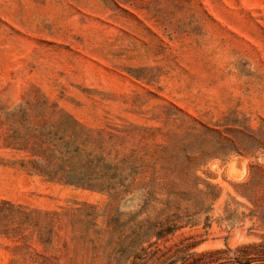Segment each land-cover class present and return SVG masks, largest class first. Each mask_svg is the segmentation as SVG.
Wrapping results in <instances>:
<instances>
[{
	"label": "rangeland",
	"instance_id": "1",
	"mask_svg": "<svg viewBox=\"0 0 264 264\" xmlns=\"http://www.w3.org/2000/svg\"><path fill=\"white\" fill-rule=\"evenodd\" d=\"M45 100L85 127L94 155L104 139L113 154L166 147L173 163L217 146L207 126L264 129V0H0V264H125L149 176L114 198L23 171L8 144L19 109ZM226 152L198 174L221 188L214 217L227 202L240 221L152 234L141 264H264V156Z\"/></svg>",
	"mask_w": 264,
	"mask_h": 264
},
{
	"label": "trees",
	"instance_id": "2",
	"mask_svg": "<svg viewBox=\"0 0 264 264\" xmlns=\"http://www.w3.org/2000/svg\"><path fill=\"white\" fill-rule=\"evenodd\" d=\"M55 107L57 105L54 104L49 107L45 100L40 107L32 110L29 107L20 108V126L14 130L8 146L23 153L19 165L28 174L75 188L105 191L114 198L130 192L140 176H149L141 186L148 188L141 202L142 207L132 216L129 226L130 243L124 252L125 264H141V260L150 254L155 242L143 243L152 234L162 238L188 225L202 224L210 228L216 219L221 226L231 229L240 221L238 209L227 202L219 216L214 217L221 188L203 179L198 174V168L204 155L205 158L214 157L228 150L255 158L259 154L264 156L262 127L253 129L244 120L237 119L218 123V128L207 126L208 133H218L217 146L206 154H202L199 148L186 150L182 159L178 156L172 163V156L166 155V147L159 155L149 152L140 155L136 150L122 153L119 148L113 154L114 146L105 152L104 139L98 146L100 152L94 155V151L86 149L94 142L91 134L85 132V127L72 115ZM166 117L168 122L184 123L177 112H168ZM262 121L264 123V119ZM156 164H160L159 169ZM255 168L256 164H250V173L253 174ZM259 168L264 172V165ZM253 178L254 175L237 186H249ZM182 200L186 201L185 206ZM234 203L239 204L237 201ZM142 214L145 216L136 221ZM197 262L195 259L194 263ZM172 263L174 261L168 264Z\"/></svg>",
	"mask_w": 264,
	"mask_h": 264
},
{
	"label": "bare ground",
	"instance_id": "3",
	"mask_svg": "<svg viewBox=\"0 0 264 264\" xmlns=\"http://www.w3.org/2000/svg\"><path fill=\"white\" fill-rule=\"evenodd\" d=\"M234 175V174H233Z\"/></svg>",
	"mask_w": 264,
	"mask_h": 264
}]
</instances>
